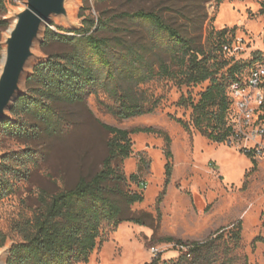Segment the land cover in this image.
<instances>
[{
  "label": "rangeland",
  "instance_id": "1",
  "mask_svg": "<svg viewBox=\"0 0 264 264\" xmlns=\"http://www.w3.org/2000/svg\"><path fill=\"white\" fill-rule=\"evenodd\" d=\"M25 5L26 0H7L8 12L0 9V18L9 22L7 29L0 30V69L8 30ZM68 7L71 20L55 16L45 32L49 27L72 35L69 30L81 27L88 14L97 17L104 12L108 16L143 8L160 12L183 34L206 45L212 31L235 28L225 58L231 65L241 64L244 71L264 59V0H69ZM124 25L134 36L144 35L140 25ZM44 41L45 33L37 44L39 58L33 61L30 74L49 53L62 49L58 43L44 45ZM210 84L180 86L169 78H157L143 88L161 98L159 108L128 119L108 110L106 104L113 101L105 93L93 94L86 105L64 107L69 125L63 134L39 142L17 139L0 127V166L6 162L14 168L7 173L13 190L0 199V230L6 236L0 251L22 239L18 224L38 210L40 194L72 188L80 177H90L102 168L111 138L101 125L104 122L129 130H158L133 133V152L120 163L127 178L124 189L144 194V200L133 204L131 210L146 224L126 221L107 229L89 262L81 264H147L159 254L162 262L173 264L190 249L178 240L205 241L218 233L223 234L222 239L208 249L201 264H264V157L255 159L235 144L208 139L192 124V108L179 104L183 96L198 101ZM176 119L190 123V130ZM28 147L39 159L24 155ZM133 174L138 175V181L131 179ZM238 231L239 241L234 237Z\"/></svg>",
  "mask_w": 264,
  "mask_h": 264
},
{
  "label": "trees",
  "instance_id": "2",
  "mask_svg": "<svg viewBox=\"0 0 264 264\" xmlns=\"http://www.w3.org/2000/svg\"><path fill=\"white\" fill-rule=\"evenodd\" d=\"M0 9L4 14L8 12L7 0H0ZM125 23L140 25L144 35L134 36ZM8 26L9 22L0 18V30ZM234 30L212 31L214 35L206 45L183 34L160 12L143 8L108 16L104 12L97 17L88 14L81 27L69 30L72 35L48 27L44 45L58 43L62 49L49 53L33 67L26 80L27 92L17 99L12 118L3 120L0 127L26 142L56 137L69 125L64 107L86 105L91 95L100 92L113 101L106 104L107 108L120 119L150 114L159 108L161 98L149 94L143 85L157 78H169L180 86L211 82L198 101L183 96L179 104L192 108V124L202 135L214 142H227L235 133L230 87L248 72L241 64L231 65L225 58V46L230 47ZM176 120L190 130V123ZM101 125L111 134L102 168L90 177H80L72 188L40 194L38 210L18 224L22 239L11 245L7 264L88 263L107 229H115L126 221L146 224L131 210L133 204L144 200V194L124 189L127 178L120 163L133 152V133L158 130H129L104 122ZM23 153L27 158L39 159L30 147ZM167 153L170 157L171 151ZM13 169L6 162L0 166V199L13 190L7 178ZM170 177L168 163L167 182ZM131 179L138 181L139 177L133 174ZM164 194L165 191L159 201ZM222 237L218 233L205 241L178 240L190 249L173 264H201L208 249ZM234 237L239 241L240 231ZM5 244L6 236L0 230V248ZM147 264L170 263L162 262L159 254Z\"/></svg>",
  "mask_w": 264,
  "mask_h": 264
},
{
  "label": "water",
  "instance_id": "3",
  "mask_svg": "<svg viewBox=\"0 0 264 264\" xmlns=\"http://www.w3.org/2000/svg\"><path fill=\"white\" fill-rule=\"evenodd\" d=\"M69 0H26L25 8L15 14L5 40L0 69V123L7 119L17 99L26 92L30 68L39 56L37 44L53 17L71 20ZM10 249L0 251V264H7Z\"/></svg>",
  "mask_w": 264,
  "mask_h": 264
},
{
  "label": "built area",
  "instance_id": "4",
  "mask_svg": "<svg viewBox=\"0 0 264 264\" xmlns=\"http://www.w3.org/2000/svg\"><path fill=\"white\" fill-rule=\"evenodd\" d=\"M230 92L235 133L227 143L255 159L264 157V59L250 66L245 77L234 81Z\"/></svg>",
  "mask_w": 264,
  "mask_h": 264
},
{
  "label": "bare ground",
  "instance_id": "5",
  "mask_svg": "<svg viewBox=\"0 0 264 264\" xmlns=\"http://www.w3.org/2000/svg\"><path fill=\"white\" fill-rule=\"evenodd\" d=\"M9 35V30H8V34H7V36Z\"/></svg>",
  "mask_w": 264,
  "mask_h": 264
}]
</instances>
